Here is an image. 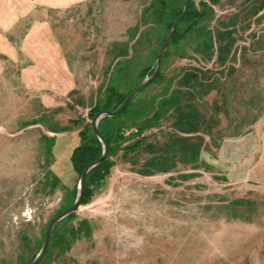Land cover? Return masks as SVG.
I'll return each instance as SVG.
<instances>
[{"label":"rangeland","instance_id":"1","mask_svg":"<svg viewBox=\"0 0 264 264\" xmlns=\"http://www.w3.org/2000/svg\"><path fill=\"white\" fill-rule=\"evenodd\" d=\"M154 1L0 0V264H29L72 201L89 109L153 70L184 3L141 19ZM201 1L106 123L112 165L37 264H264V0H204L192 24Z\"/></svg>","mask_w":264,"mask_h":264},{"label":"trees","instance_id":"2","mask_svg":"<svg viewBox=\"0 0 264 264\" xmlns=\"http://www.w3.org/2000/svg\"><path fill=\"white\" fill-rule=\"evenodd\" d=\"M168 1L169 0H156L154 2H152L151 4H149L148 6L144 7L142 12H141V19L143 18L144 15L151 13L152 15H154L156 17V21L160 20V16L163 14V10H165V8H167L168 6ZM211 3L213 2H217L218 0H210ZM193 0H191V2L189 3L188 9L186 11L185 16L183 17V19L181 20L184 21L190 14H191V7H192V3ZM201 6L202 9H196L194 11V16H195V21L192 22V24H196L199 20H202L206 17L207 13H211V9L212 7L206 2V1H201ZM181 11V7L176 9L173 8L170 13L174 15V19L173 21L176 19V17L179 15ZM181 22L177 25L176 30L173 34L172 40H174L176 38V36L178 35V27L181 24ZM173 22H171L169 24V28L171 27ZM171 40V41H172ZM170 41V43H171ZM167 49V48H166ZM166 54V50L164 52L163 55ZM152 72V68L148 70V72L146 73H151ZM159 76V74H158ZM158 76L154 79L156 80L158 78ZM128 94V93H127ZM126 94V95H127ZM122 96L119 100L113 101V97L114 95L111 94V97H108L107 99H105V101L103 102L102 105L96 107H92L89 109V111L87 112L89 118L91 119L93 117V115L96 113L97 110H99L100 108H105L108 110H113L121 101L122 99L126 96ZM130 101L126 104V106L115 116H103L99 122H98V127L99 130L101 131V133L104 135L106 142H107V156L94 168H92L86 175V181H85V186L83 189V194L81 197V204L86 203L89 201L92 193H93V185H99L105 178V176L107 175L110 166L112 165V161H110L109 157L112 153H114L117 148L115 147V145H113L111 143V136L110 133L107 131V129L105 128L106 123H110V121L114 118H116V116H118L120 113H122L123 111H125L129 105ZM112 104V105H111ZM179 120V119H177ZM72 122L74 123V125L77 124V122L75 120H72ZM117 135L119 136V131L117 132ZM78 138L79 141L78 143L71 149L70 155H69V161L71 164V167L73 169V171L78 175H80V173L82 172L83 168L90 163L91 161L95 160L101 153L102 147H101V143L98 140V138L96 137L92 127H91V123L89 122H85L82 127L78 130ZM176 141H171L170 144H174ZM137 146V141L133 142L131 145H127L125 146V150L124 151H128L131 148H134ZM168 146V145H166ZM74 193H73V199L75 197V192H76V187L73 189ZM72 199V201H73ZM72 201L67 205L69 206ZM66 206V207H67ZM65 207V208H66ZM63 210V209H62ZM61 211V210H60ZM59 211V212H60ZM73 214L70 213L69 215H67L66 217H64L63 219L71 216ZM63 219H61L59 222H61ZM58 222V223H59ZM55 229V228H54ZM54 231V230H53ZM53 234V232H52ZM52 236V235H51Z\"/></svg>","mask_w":264,"mask_h":264},{"label":"water","instance_id":"3","mask_svg":"<svg viewBox=\"0 0 264 264\" xmlns=\"http://www.w3.org/2000/svg\"><path fill=\"white\" fill-rule=\"evenodd\" d=\"M190 2H191V0H184L182 9H181L179 15L173 21V23H172V25L168 31L167 36L161 45V48L157 54V57L155 60V65L153 67L152 72L149 75H146L145 77H143L138 82V84L122 99V101L113 110L100 108L99 110L96 111V113L91 118V120H90L91 127H92L96 137L98 138V140L101 143V147H102L101 153L95 160L91 161L90 163H88L83 168L82 172L79 175L78 184L76 187V194H75V197H74L72 203L69 206H67L66 208H64L63 210H61L59 213H57L50 220V222L47 225V228H46L40 249L38 250V252L33 257V259L31 260V262L29 264H37L41 260V258L43 257V255L46 251L48 242L51 238L52 232H53L56 224L61 219H63L64 217H66L70 213L74 212L81 205L80 201H81V197L83 194V189L85 186L87 173L92 168L97 166L107 156V142H106L104 135L99 130V127H98L99 120L105 115L106 116H115L116 114H118L126 106V104L129 101H131L139 92H141L149 83H151L158 76L159 71H160V63H161V59L163 57V54H164L168 44L172 40V37H173V34L176 30L177 25L181 22V20L185 16Z\"/></svg>","mask_w":264,"mask_h":264},{"label":"crops","instance_id":"4","mask_svg":"<svg viewBox=\"0 0 264 264\" xmlns=\"http://www.w3.org/2000/svg\"><path fill=\"white\" fill-rule=\"evenodd\" d=\"M72 124H74L73 122H72V120L70 121Z\"/></svg>","mask_w":264,"mask_h":264}]
</instances>
